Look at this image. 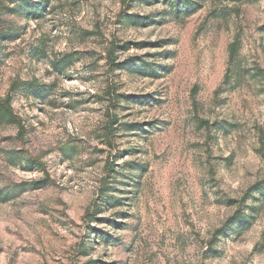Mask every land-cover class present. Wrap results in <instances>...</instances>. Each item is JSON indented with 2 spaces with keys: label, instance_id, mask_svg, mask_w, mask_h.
<instances>
[{
  "label": "rangeland",
  "instance_id": "1",
  "mask_svg": "<svg viewBox=\"0 0 264 264\" xmlns=\"http://www.w3.org/2000/svg\"><path fill=\"white\" fill-rule=\"evenodd\" d=\"M190 1L0 11V264H264V0Z\"/></svg>",
  "mask_w": 264,
  "mask_h": 264
},
{
  "label": "trees",
  "instance_id": "2",
  "mask_svg": "<svg viewBox=\"0 0 264 264\" xmlns=\"http://www.w3.org/2000/svg\"><path fill=\"white\" fill-rule=\"evenodd\" d=\"M50 0H0V11L1 13H7L13 16H19L24 19H39L43 12L46 10L47 4ZM148 1V0H147ZM165 3H169L174 7V11L178 14L185 12L186 14L194 13L193 4L190 0H162ZM225 2H239L241 0H223ZM259 1V0H256ZM132 21L139 24H146L147 18H140L138 16L131 15L129 17ZM15 27V28H14ZM19 32L16 26H10V30L5 33H0V47L2 42L15 41L18 38ZM238 52L237 44H232L230 47V60L235 59ZM65 70V68H64ZM31 86V85H30ZM116 123V122H115ZM15 125L19 129L20 135L25 133V124L21 117H19L13 108L11 95L0 99V125ZM26 166L29 170L42 169L44 170V164L36 158H30L26 160ZM264 196V183L260 184L257 188ZM250 224V217L245 215L242 211L238 212L235 216V225L244 229Z\"/></svg>",
  "mask_w": 264,
  "mask_h": 264
}]
</instances>
